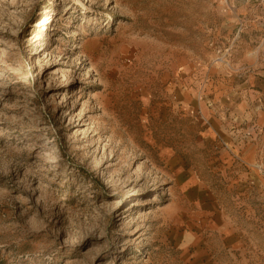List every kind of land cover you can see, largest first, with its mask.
Instances as JSON below:
<instances>
[{
  "label": "rangeland",
  "instance_id": "1",
  "mask_svg": "<svg viewBox=\"0 0 264 264\" xmlns=\"http://www.w3.org/2000/svg\"><path fill=\"white\" fill-rule=\"evenodd\" d=\"M261 81L264 0H0V264H264Z\"/></svg>",
  "mask_w": 264,
  "mask_h": 264
},
{
  "label": "crops",
  "instance_id": "2",
  "mask_svg": "<svg viewBox=\"0 0 264 264\" xmlns=\"http://www.w3.org/2000/svg\"><path fill=\"white\" fill-rule=\"evenodd\" d=\"M248 86L247 82L243 85L235 84L233 89L247 90ZM217 89H222V86L218 84ZM230 89L231 85L229 86ZM251 95L257 101L263 99L264 81L259 83L257 91L251 90ZM235 121L243 125L242 129L245 128L242 134L245 139V148L239 157V162L235 164L237 170L242 172L240 180L247 185L254 182L258 183L263 180L264 176V113L260 111L256 114L237 115Z\"/></svg>",
  "mask_w": 264,
  "mask_h": 264
}]
</instances>
